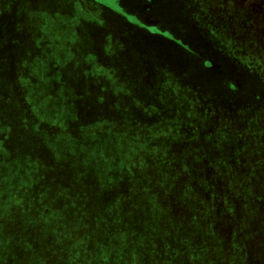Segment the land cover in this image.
I'll return each mask as SVG.
<instances>
[{"label": "rangeland", "instance_id": "374dc122", "mask_svg": "<svg viewBox=\"0 0 264 264\" xmlns=\"http://www.w3.org/2000/svg\"><path fill=\"white\" fill-rule=\"evenodd\" d=\"M39 63L47 87L25 77L36 76L31 68ZM129 85L130 113L140 127L148 132L156 113L169 120L151 139L166 150V156L151 150L161 170L170 160L206 153L210 161L231 159L225 151L242 129L236 119L259 114L264 102V0H0V264L15 261L11 229L27 218L24 195L46 192L41 202L49 206L55 200L50 160L69 157L73 167L58 173L71 179L104 175L98 165L114 149L110 136L83 148L71 134L85 125L81 115L89 108L82 102L99 95L126 101ZM203 96L205 104L194 101ZM98 107L106 115L102 127L113 125L109 105ZM254 149L262 160L264 135L258 133ZM256 163L249 166L260 190L264 170ZM82 185L94 209L104 195Z\"/></svg>", "mask_w": 264, "mask_h": 264}, {"label": "trees", "instance_id": "16d2710c", "mask_svg": "<svg viewBox=\"0 0 264 264\" xmlns=\"http://www.w3.org/2000/svg\"><path fill=\"white\" fill-rule=\"evenodd\" d=\"M41 63L31 68L36 76L25 77L29 81L37 78L47 87L48 74ZM65 86L72 87V83L65 81ZM126 89V101L99 95L82 102L89 113H82L85 125L71 135L82 141L83 148L94 146L101 136H110L114 149H106V158L98 165L102 168L104 164V175L92 172L80 178L72 173L75 179H71L58 173L65 166L73 167L69 157L50 160L47 183L55 200L49 206V200L41 202L46 192L24 195L27 207L22 209L27 218L11 229L17 249L13 264H264V176L260 190L252 184L254 162L264 170V158L255 156L254 149L258 133L264 135V102L259 114L249 111L236 119L242 129L236 145L225 151L231 159L210 161L207 153L205 158L194 155V159L170 160L163 171L151 150L164 156L166 150L156 148L151 139L160 132L159 124L169 120L156 113L146 132L140 120L132 118L129 99L133 89L130 85ZM205 99L194 101L205 104ZM101 101L109 105L113 123L105 128L106 115L98 107ZM125 112L131 121L123 128ZM214 120L218 121V115ZM109 153L117 155L110 158ZM168 169L169 173L162 174ZM82 183L104 195L94 209L79 192H85ZM39 199L40 203H32Z\"/></svg>", "mask_w": 264, "mask_h": 264}]
</instances>
